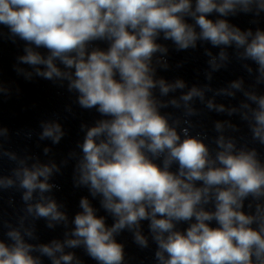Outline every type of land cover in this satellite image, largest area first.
Masks as SVG:
<instances>
[{
    "label": "clouds",
    "instance_id": "9594fccd",
    "mask_svg": "<svg viewBox=\"0 0 264 264\" xmlns=\"http://www.w3.org/2000/svg\"><path fill=\"white\" fill-rule=\"evenodd\" d=\"M253 5L257 14L264 11V0H195L194 8L193 0H0V25L48 53L25 47L20 62L43 66L35 71L46 80H68V90L79 94L81 108H95L108 117L86 131L77 186H86L93 198L99 197L113 218L106 226L105 217L95 214L88 198H81L82 211L73 220L74 238L33 245L24 239L32 237L31 231L22 235L12 229L7 232L12 243L0 241V264H42L41 257H48L51 264H72L74 253L64 249L80 246L98 264H123L124 248L115 235L131 231L137 245L148 247L140 231L142 221L149 222L159 264H264V163L257 150H237L232 139L220 135L213 158L209 147L189 135L187 127L181 129V139L161 115L159 107L166 105L154 98L152 90L158 86L166 96L185 84L154 80L150 68L153 55L167 51L156 43L162 33L178 50L195 48L198 39L214 47L235 44L244 49L243 58L258 66V81L264 80V31L253 35L225 19L209 18L214 12L221 17L235 15L238 8L248 13ZM93 41H106L107 50L88 51ZM219 57L227 58L223 51ZM56 61L70 71H62ZM210 63L219 67L215 58ZM231 87L241 89L242 81ZM245 96L257 105L251 109L252 138L264 145V95L246 92ZM194 97L203 100V91L193 87L180 97L186 115L194 114L188 105ZM168 103L180 107L175 99ZM207 107L215 105L209 101ZM215 129L220 132L223 125L216 123ZM62 135L59 124H47L40 138L58 143ZM154 160H161L162 166ZM54 169L59 171L55 165H42L14 173L25 190V202L33 193L40 194L41 202L29 204L27 211L47 219L50 228L53 221L67 220L54 200L44 202ZM13 186L12 179L0 178V188ZM245 201H249L247 212ZM208 204L212 210H205ZM181 223L188 226L180 230Z\"/></svg>",
    "mask_w": 264,
    "mask_h": 264
}]
</instances>
